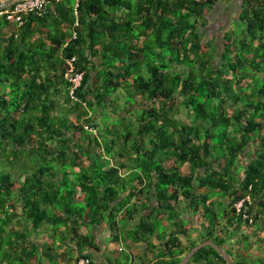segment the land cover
I'll use <instances>...</instances> for the list:
<instances>
[{"label":"trees","instance_id":"16d2710c","mask_svg":"<svg viewBox=\"0 0 264 264\" xmlns=\"http://www.w3.org/2000/svg\"><path fill=\"white\" fill-rule=\"evenodd\" d=\"M79 1L77 28V0L21 27L0 18V264L57 262V242L94 261L95 228L115 256L144 244L143 264H181L208 240L264 264L240 233L264 247V0L244 1L223 50L205 36L218 0ZM188 264L228 263L207 246Z\"/></svg>","mask_w":264,"mask_h":264},{"label":"crops","instance_id":"0c3cea01","mask_svg":"<svg viewBox=\"0 0 264 264\" xmlns=\"http://www.w3.org/2000/svg\"><path fill=\"white\" fill-rule=\"evenodd\" d=\"M217 9H218V21L220 23V26L223 27V29L220 27L219 31L223 32V34L220 37L217 38H212L211 40L216 41V43L219 41L224 42V37L229 31L235 30L237 26H244L240 24V16L242 14V11L244 9V1L245 0H218ZM214 11V9H213ZM211 12L207 18L209 21V26L211 25L213 19L212 16L216 15V13ZM233 19V20H232ZM232 20V22H231ZM233 23H237L238 25L233 26ZM208 26V27H209ZM207 27V28H208ZM230 31V32H231ZM235 37V34H234ZM218 40V41H217ZM239 40V39H238ZM218 45V43H217ZM224 46V45H222ZM219 48L224 49L223 47L218 45ZM62 231V229H60ZM85 235L88 233L86 229L81 231ZM92 234L94 235L95 242L98 247V251L93 252V260L96 264H116L115 260H119L120 262L123 263H128L123 259V256H125L126 253L128 256H131L132 261L129 262V264H143L141 262V257L139 252H145L146 246L144 244H139V247H136L133 244H130V246H126L124 243H121L118 246V251L122 254H118V256H115V253L113 252L114 249H117L114 244L111 243V232L107 228H95L91 230ZM45 237L44 239H42ZM32 239L35 243H37L40 247H43L45 244L48 242L53 241V239L49 238V235L47 233L40 234V236L33 234ZM154 242L158 245H160V242L157 241V237H155ZM59 246L60 248V253L59 254H65L64 258H60L57 262H50L46 260L44 257L40 258V263L41 264H75V260H69L71 256H76L77 254H72L71 251H75L76 246L75 244L70 247H66L63 243L60 244L59 242L56 243V247ZM133 253L135 255H133ZM141 253V254H143ZM119 257V259L117 258ZM144 257V255L142 256ZM250 257V256H249ZM117 258V259H116ZM149 258H153V254L149 255ZM250 259V258H249ZM251 263L255 261L254 258L250 259Z\"/></svg>","mask_w":264,"mask_h":264},{"label":"built area","instance_id":"2783aa9c","mask_svg":"<svg viewBox=\"0 0 264 264\" xmlns=\"http://www.w3.org/2000/svg\"><path fill=\"white\" fill-rule=\"evenodd\" d=\"M62 0H21L15 2L11 7L8 9L0 12V18H5L7 21L11 23L17 24L19 27L24 25L25 17L30 15H42L43 12H45L47 6L51 2H60ZM79 0H77L76 4V23L75 27L80 26V20H79ZM78 38V31H74L73 33V40H76ZM75 61L76 58H72L68 61L70 65V73H74L75 70ZM82 74H75L73 77H71V81L73 82L74 86L72 88L71 94L74 95V91L80 87L81 81H82ZM242 207V203L237 205L238 210L240 211ZM76 264H95L91 258L84 257L79 259Z\"/></svg>","mask_w":264,"mask_h":264},{"label":"rangeland","instance_id":"374dc122","mask_svg":"<svg viewBox=\"0 0 264 264\" xmlns=\"http://www.w3.org/2000/svg\"><path fill=\"white\" fill-rule=\"evenodd\" d=\"M214 13H216V15H213L212 16V19H213V21H212V23H211V25L207 28V30H206V39L207 40H211L212 38H217V37H220L222 34H223V32H221V31H219V30H221V29H219L220 27L223 29V27L222 26H220V23H219V21H218V9H217V6H215L214 7V11H213ZM220 17V16H219ZM233 20V19H232ZM232 20H231V22H232ZM240 24H242V22H240ZM236 25H238L237 23H233V26H235L236 27ZM243 25V24H242ZM219 29V30H218ZM244 29V26H237L236 28H235V30H234V34H235V37L234 38H236V39H240V38H242V30ZM231 31V30H230ZM229 31V32H230ZM218 41V40H217ZM218 43V45L220 44V46L221 47H223L222 45H223V42H217ZM220 50H221V48H220ZM223 50V49H222ZM218 59L220 60V58L218 57ZM188 113V111L187 110H182V112L180 113V114H178L177 116H176V118L177 119H180V117L182 116H185L186 114ZM257 144L255 145H253L249 150H248V153L249 154H245V155H243L242 156V158H243V161L245 162V164L247 165V163H249L250 161H251V159L253 158V157H255V153H256V150H257ZM244 177V171H241V178H243ZM220 201H222V200H220ZM197 218V217H196ZM198 219V221H199V217L197 218ZM198 221L196 220V219H194L193 218V225L196 227V230H195V232L193 233L194 234V237H198V238H200V235L201 234H203L205 231H206V229H207V227L205 226V225H196V223H198ZM240 233H252L251 234V236H253V243H252V245H251V253H252V255L251 254H246V256H249L250 255V257H252V258H254V259H257L258 257H264V247L258 242V239H259V235L256 233V231L255 230H251L249 227H243V229H242V231L240 232ZM240 235V234H239ZM237 241H238V239H236V240H234V242H232L231 244H230V246L231 247H235L236 248V246H238V244H237ZM144 258H147V256H145L144 255Z\"/></svg>","mask_w":264,"mask_h":264},{"label":"water","instance_id":"95a60500","mask_svg":"<svg viewBox=\"0 0 264 264\" xmlns=\"http://www.w3.org/2000/svg\"><path fill=\"white\" fill-rule=\"evenodd\" d=\"M21 1V0H0V12L8 9L10 6H12L15 2ZM211 246L214 247L219 254L224 257V259L227 261L228 264H236L233 257H231L222 247L214 243L212 240L205 241L196 247H194L182 260L181 264H188L193 256L200 251L202 248Z\"/></svg>","mask_w":264,"mask_h":264},{"label":"clouds","instance_id":"9594fccd","mask_svg":"<svg viewBox=\"0 0 264 264\" xmlns=\"http://www.w3.org/2000/svg\"><path fill=\"white\" fill-rule=\"evenodd\" d=\"M11 7V6H10ZM242 203V206H243V202H241ZM240 204V203H239ZM238 205V204H237ZM242 208V207H241ZM238 209V208H237ZM94 262V261H93ZM96 264V263H95Z\"/></svg>","mask_w":264,"mask_h":264}]
</instances>
